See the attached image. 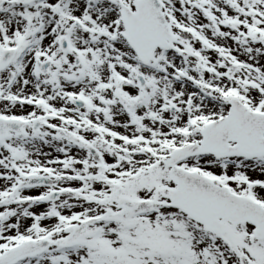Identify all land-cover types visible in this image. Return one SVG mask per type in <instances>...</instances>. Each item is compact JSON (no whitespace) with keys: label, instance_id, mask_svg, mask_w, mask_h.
<instances>
[{"label":"snow or ice","instance_id":"snow-or-ice-1","mask_svg":"<svg viewBox=\"0 0 264 264\" xmlns=\"http://www.w3.org/2000/svg\"><path fill=\"white\" fill-rule=\"evenodd\" d=\"M0 264H264V0H0Z\"/></svg>","mask_w":264,"mask_h":264}]
</instances>
